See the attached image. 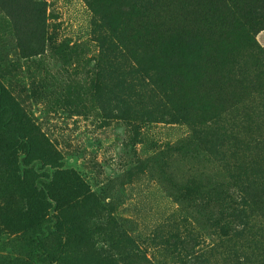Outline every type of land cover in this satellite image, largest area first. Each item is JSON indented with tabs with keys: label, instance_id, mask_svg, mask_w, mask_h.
I'll list each match as a JSON object with an SVG mask.
<instances>
[{
	"label": "rangeland",
	"instance_id": "1",
	"mask_svg": "<svg viewBox=\"0 0 264 264\" xmlns=\"http://www.w3.org/2000/svg\"><path fill=\"white\" fill-rule=\"evenodd\" d=\"M0 1V264H264V23Z\"/></svg>",
	"mask_w": 264,
	"mask_h": 264
},
{
	"label": "trees",
	"instance_id": "2",
	"mask_svg": "<svg viewBox=\"0 0 264 264\" xmlns=\"http://www.w3.org/2000/svg\"><path fill=\"white\" fill-rule=\"evenodd\" d=\"M214 1L215 5L212 7L198 5L196 6L195 10H191L193 13H195L193 15L197 17L195 23H191L194 27L193 30L190 29L192 33L191 35L194 39L200 40V50L205 49L204 46L207 42V38L204 37L203 30L201 28H197L198 25H217L221 24L223 18L241 19L243 16L250 24L251 18H256L255 20H259L260 22L264 23V0H257L259 1V4H257L256 7H254L251 11L249 5L252 2H250L247 6L242 7L237 3L241 0ZM88 2L89 7L93 12L95 10L100 11L97 6H103L101 12L103 14L106 13L105 15H108L111 23L116 22L117 24L119 23L123 25L127 24L128 22L137 23L143 18L154 14L157 9L162 20H169L170 17H176L177 14H180L181 12L186 13L183 8L184 2H179V4L175 5L172 9H168L160 4L161 0H88ZM0 5H2L1 1ZM1 7L11 11L17 8L20 13V17L17 18L19 23L24 22L32 26L30 31L17 32V35L19 34L18 41L21 42V44L27 46L30 50L44 46L45 42L48 40V27L46 24L47 16L45 12L47 5L44 0H5V5ZM236 10L237 12H235ZM250 12L254 13V16L250 14ZM9 18L12 23L15 22L12 15H10ZM104 39L114 41L119 45L120 39H122L120 30L115 32L112 30V28H110L108 36ZM36 53L37 52H34L33 54ZM158 84L159 83L155 84V86L157 87ZM161 87L165 86L163 85ZM220 91L221 90L218 92ZM42 264L51 263L49 261H44ZM188 264L200 263L198 261L191 260L188 262Z\"/></svg>",
	"mask_w": 264,
	"mask_h": 264
}]
</instances>
